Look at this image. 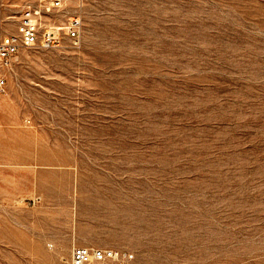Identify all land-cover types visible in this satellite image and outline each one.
<instances>
[{"label":"rangeland","instance_id":"1","mask_svg":"<svg viewBox=\"0 0 264 264\" xmlns=\"http://www.w3.org/2000/svg\"><path fill=\"white\" fill-rule=\"evenodd\" d=\"M43 1L0 0V33ZM60 2L78 40L0 92V264H264V0Z\"/></svg>","mask_w":264,"mask_h":264},{"label":"built area","instance_id":"2","mask_svg":"<svg viewBox=\"0 0 264 264\" xmlns=\"http://www.w3.org/2000/svg\"><path fill=\"white\" fill-rule=\"evenodd\" d=\"M48 2L25 7L21 13L18 35L3 36L0 33V92L3 91L6 75L11 70L19 50L31 47L55 49L64 39L78 40V18H70L63 27H46L42 24V14L58 9L61 3L60 0ZM69 264H135V257L132 253L122 250L76 247L71 251Z\"/></svg>","mask_w":264,"mask_h":264}]
</instances>
